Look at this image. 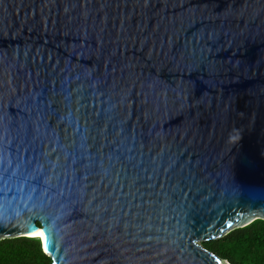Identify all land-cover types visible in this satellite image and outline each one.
Instances as JSON below:
<instances>
[{"label": "water", "instance_id": "1", "mask_svg": "<svg viewBox=\"0 0 264 264\" xmlns=\"http://www.w3.org/2000/svg\"><path fill=\"white\" fill-rule=\"evenodd\" d=\"M257 219L264 0H0V240L222 264Z\"/></svg>", "mask_w": 264, "mask_h": 264}, {"label": "trees", "instance_id": "2", "mask_svg": "<svg viewBox=\"0 0 264 264\" xmlns=\"http://www.w3.org/2000/svg\"><path fill=\"white\" fill-rule=\"evenodd\" d=\"M204 245L223 262L264 264V220L257 219ZM0 264H54V261L44 252L39 239L16 237L0 240Z\"/></svg>", "mask_w": 264, "mask_h": 264}, {"label": "snow or ice", "instance_id": "3", "mask_svg": "<svg viewBox=\"0 0 264 264\" xmlns=\"http://www.w3.org/2000/svg\"><path fill=\"white\" fill-rule=\"evenodd\" d=\"M39 235H41V236H42V235H43V233H39Z\"/></svg>", "mask_w": 264, "mask_h": 264}, {"label": "bare ground", "instance_id": "4", "mask_svg": "<svg viewBox=\"0 0 264 264\" xmlns=\"http://www.w3.org/2000/svg\"><path fill=\"white\" fill-rule=\"evenodd\" d=\"M37 235H39V234H37ZM41 236V235H40ZM42 238H43V236H41ZM44 239V238H43Z\"/></svg>", "mask_w": 264, "mask_h": 264}, {"label": "rangeland", "instance_id": "5", "mask_svg": "<svg viewBox=\"0 0 264 264\" xmlns=\"http://www.w3.org/2000/svg\"><path fill=\"white\" fill-rule=\"evenodd\" d=\"M226 263L230 264L229 262L225 261Z\"/></svg>", "mask_w": 264, "mask_h": 264}]
</instances>
